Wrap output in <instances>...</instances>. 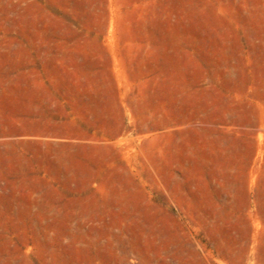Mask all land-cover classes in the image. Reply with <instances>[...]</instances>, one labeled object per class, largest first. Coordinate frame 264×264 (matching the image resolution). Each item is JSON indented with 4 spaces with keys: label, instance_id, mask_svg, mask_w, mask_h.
Here are the masks:
<instances>
[{
    "label": "rangeland",
    "instance_id": "1",
    "mask_svg": "<svg viewBox=\"0 0 264 264\" xmlns=\"http://www.w3.org/2000/svg\"><path fill=\"white\" fill-rule=\"evenodd\" d=\"M0 264H264V0H0Z\"/></svg>",
    "mask_w": 264,
    "mask_h": 264
}]
</instances>
